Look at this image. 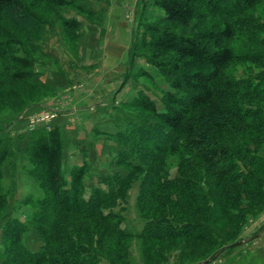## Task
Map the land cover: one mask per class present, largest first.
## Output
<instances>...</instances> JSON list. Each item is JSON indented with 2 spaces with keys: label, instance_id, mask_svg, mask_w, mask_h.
<instances>
[{
  "label": "trees",
  "instance_id": "obj_1",
  "mask_svg": "<svg viewBox=\"0 0 264 264\" xmlns=\"http://www.w3.org/2000/svg\"><path fill=\"white\" fill-rule=\"evenodd\" d=\"M75 1L34 0V4L73 10ZM261 1L154 0L164 12L168 23L164 24L148 21L149 0H138L142 33H135L130 55L134 60L142 52L168 82L163 108L143 90L123 103L136 114L126 119L127 132L111 135L120 145L115 164L128 172L102 173L98 185L89 188L84 180L87 162L68 172L63 167L61 129L34 131L29 157L31 175L43 194L33 215L41 244L30 249L24 243L27 224L4 214L0 264H132L134 240L139 243L141 264H165L173 248L187 264H209L235 248L249 218L264 211V76L231 77L227 69L242 56L264 68V51L239 53L232 45L240 36L237 20ZM77 6V15L93 16L86 4ZM33 9L23 0H0V38L4 37L0 40V103L13 105L12 96L31 105L10 85L11 79L33 80L32 91L52 90L34 79L36 61L25 51L18 52L23 42L1 24L11 18L20 30L37 31L41 18ZM60 15L70 40L77 44L83 19L67 18L65 12ZM209 15L224 21L187 32ZM260 43L256 45L264 48V39ZM8 156L0 138V181ZM173 158L177 159L175 176L170 174ZM137 179L138 211L145 224L134 235L121 225L128 190ZM7 205L2 192L0 211ZM176 256L174 260L181 264Z\"/></svg>",
  "mask_w": 264,
  "mask_h": 264
},
{
  "label": "rangeland",
  "instance_id": "obj_2",
  "mask_svg": "<svg viewBox=\"0 0 264 264\" xmlns=\"http://www.w3.org/2000/svg\"><path fill=\"white\" fill-rule=\"evenodd\" d=\"M23 1L31 5L32 8H34L33 10H35L40 16V29L37 31L33 30L32 32L22 31L15 26L13 19L11 18L10 20H3L1 24L7 31L12 32L14 36L23 42V46L19 48L18 52L22 54L23 51H25L36 61L35 71L38 72V75L34 77V79L41 81L43 84L47 85L46 87H50L49 84L44 81L45 75L47 74L46 72L54 70L53 73H58L57 70L63 71L64 64H67L68 62L65 53L67 50H72V52L75 51L74 49L77 45L75 41L70 40V37L65 31L61 20L62 16L60 14L65 12L67 18L76 17L83 19L82 16L74 13V9L75 7L78 8L77 5H79V3L85 4L87 2H85V0H76L73 5V10L69 7H61V10L57 11L56 9L58 8L53 4H34V0ZM145 14L148 21L168 24L167 22H164V12L155 6L154 0H149L147 3ZM223 21L224 19L222 17L209 15L202 24L194 22V24L187 29V32L191 28L193 31H196L201 27H213L222 24ZM248 21L252 22L248 24ZM262 24H264V0L261 1L258 8H255L252 12L248 13V15L237 20V23L235 24L238 31H240V36L232 43V45L237 48L239 53H244L246 51H264V48L256 45H262L260 42L264 39V28L262 27ZM176 29L184 31L181 27H176ZM138 31L139 34L142 33L139 25ZM0 40H4V37H1ZM134 59L145 65L144 67H141L138 73L134 76L131 75V78L134 80L136 92L143 90L150 95L151 98L157 102L159 108L162 109L163 97L166 90L170 88L168 82L157 69L147 63L142 52ZM143 72L151 73L153 77L150 76L151 74L146 75ZM227 73L231 77L250 75L264 76V68L259 64L247 61L242 56V58L230 65L227 69ZM8 81L14 89L30 100L31 105L27 106L21 104L19 99H15L12 96H10L9 99L12 101L13 105L0 103V138L2 139L3 146L9 150V156L1 166L2 178L0 181V193L3 192L6 194L8 205L4 211H0V262L4 259L2 224L4 217L6 216H16L27 224L24 243L30 249L36 250L41 244V239L34 229L33 215L39 208L36 200L43 194L38 181L31 175L33 164L29 157L30 136L37 129L32 130L30 128L29 118L34 112L28 115L27 110H31L33 106L45 103L58 92L57 90H51L50 88V91L44 88L32 91L30 89L32 83H34L33 80L24 82L13 81L11 79ZM53 106L56 107L55 105ZM37 111H41V108ZM132 111L133 110L130 112L129 109H126L123 104H121V114L124 116L125 120L119 130L127 132L125 129L126 119H134L131 115L136 112ZM116 121L117 118H114L108 122L109 125L115 123L118 124ZM52 125L60 126L63 139L67 145L66 153L70 150H76L77 142L74 143L73 138L76 140L77 130L84 131L82 121L78 122L76 119L74 125L77 130L73 131L74 134H72L67 127L68 125H72L70 116L66 117L60 115L54 119ZM117 127L114 126L113 132ZM71 138L72 141L70 140ZM96 149L97 148L94 147L92 148V154L95 153ZM92 158V160H94L95 157ZM170 163V174L175 176L178 174L176 170L177 159H171ZM114 171H118L122 175H125L128 172L124 166H116ZM86 185L88 186L87 188L91 186L87 183ZM139 187L140 179H137L132 183L128 190L127 209L124 212V219L121 225L125 231L134 235L141 233L145 224L139 214L137 205ZM26 200H29L30 202L26 203ZM3 215L4 217L1 220ZM241 241L243 242L238 246H235L230 253L219 257L209 264H264V211L256 217L249 218L243 228L242 239L239 242ZM138 245L139 243L137 240H134L131 244L132 264H141L142 261ZM173 249L174 250L169 254V260L165 264H177L173 257L176 255V259H178L181 264H187L183 260V256L180 257L181 252L177 251V248ZM179 258H182V261Z\"/></svg>",
  "mask_w": 264,
  "mask_h": 264
},
{
  "label": "crops",
  "instance_id": "obj_3",
  "mask_svg": "<svg viewBox=\"0 0 264 264\" xmlns=\"http://www.w3.org/2000/svg\"><path fill=\"white\" fill-rule=\"evenodd\" d=\"M85 2L94 14L90 18L81 15L82 35L75 51L65 53L68 62L63 71L53 73L52 70L45 75L44 81L58 92L45 102L49 103L33 106L27 114L45 106H58L57 117L70 116L72 125L67 127L72 134L77 130L76 119L82 121L84 131L77 130L76 140L73 138V142H77L76 150L66 153L67 145L63 139V167L68 172L73 166L87 162L89 168L84 180L93 186L98 185L102 173L114 172L117 166L115 157L120 145L111 134L124 123L121 104L137 93L131 75L145 65L132 60L130 55L133 37L138 30V0ZM114 118H117L118 124H115L118 127L109 125L108 121ZM114 126L117 128L113 132ZM93 147L97 148L94 154Z\"/></svg>",
  "mask_w": 264,
  "mask_h": 264
},
{
  "label": "built area",
  "instance_id": "obj_4",
  "mask_svg": "<svg viewBox=\"0 0 264 264\" xmlns=\"http://www.w3.org/2000/svg\"><path fill=\"white\" fill-rule=\"evenodd\" d=\"M58 106H45L41 111L34 112L29 118V126L32 130L37 128L51 129L52 121L58 116Z\"/></svg>",
  "mask_w": 264,
  "mask_h": 264
},
{
  "label": "water",
  "instance_id": "obj_5",
  "mask_svg": "<svg viewBox=\"0 0 264 264\" xmlns=\"http://www.w3.org/2000/svg\"><path fill=\"white\" fill-rule=\"evenodd\" d=\"M243 241H241V242H238V243H236L235 244V246H238L240 243H242ZM220 253V252H219ZM219 253H218V255H219Z\"/></svg>",
  "mask_w": 264,
  "mask_h": 264
}]
</instances>
